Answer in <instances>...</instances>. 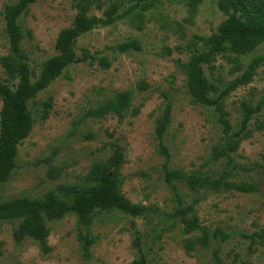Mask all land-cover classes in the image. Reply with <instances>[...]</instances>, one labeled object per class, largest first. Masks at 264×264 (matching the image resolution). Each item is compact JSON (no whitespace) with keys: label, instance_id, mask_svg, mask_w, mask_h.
<instances>
[{"label":"rangeland","instance_id":"rangeland-1","mask_svg":"<svg viewBox=\"0 0 264 264\" xmlns=\"http://www.w3.org/2000/svg\"><path fill=\"white\" fill-rule=\"evenodd\" d=\"M17 1L0 0L1 78L4 61L11 57L3 11ZM217 1L203 0L193 7L184 0H153L149 6L130 0H37L28 7L19 24L23 61L33 82L43 64L58 54L60 31L73 25L81 9L97 22L75 40L77 61L29 102L35 126L19 145L14 173L0 186V199H37L58 185H82L92 164L119 148L125 153L122 192L149 212L138 218L120 212L96 217L88 257L73 213L47 221L48 254L38 241L14 240L19 222L0 221V264H132L137 256L133 225L143 236L149 264H213L215 250L225 264H264V106L244 136H237L243 104L256 106L264 95V63L251 83L222 101L228 132L219 108L192 104L181 68L196 52L209 53L212 36L229 18ZM138 12L143 14L141 23L133 16ZM134 40L140 50H118ZM256 57H264V43L239 58L241 70L226 56H211L203 69L214 87L212 96L218 98ZM129 90L134 98L123 119L85 117L117 92ZM165 97L172 104L166 135L170 166L197 172L201 181L194 192L178 185L183 207L194 209L185 219L175 217L177 198L165 182L166 160L155 139ZM48 101L52 106L43 119V103ZM50 166L60 170L55 180L48 177ZM217 228L231 233L227 242L213 238Z\"/></svg>","mask_w":264,"mask_h":264},{"label":"trees","instance_id":"trees-1","mask_svg":"<svg viewBox=\"0 0 264 264\" xmlns=\"http://www.w3.org/2000/svg\"><path fill=\"white\" fill-rule=\"evenodd\" d=\"M37 0H19L5 6L3 17L5 33L8 39L11 57L5 59V78L0 77V186L9 182L16 167L19 145L27 139L35 126V119L29 109V102L37 94L44 91L62 72L77 61L74 51L75 40L91 31L97 20L87 16L81 9L75 17L73 25L60 31L55 48L57 55L43 64L36 82L32 81L29 65L23 60L21 45L24 40L19 19L28 7ZM132 3L149 6L153 0H130ZM195 7L203 0H184ZM219 9L229 15L222 22L210 40L209 53L196 52L187 63L181 65L186 75V87L193 105L217 107L221 111V122L226 131H230V124L225 118L222 101L240 86L251 83L258 68L264 63V57L254 58L241 76L229 82L221 91L218 98L212 96L213 85L205 75L203 65L208 63L211 56L223 55L231 60L241 70L239 58L247 55L256 47L264 43V0H218ZM139 23L143 18L141 12L134 13ZM141 25V24H140ZM120 52L140 50L138 41H129L118 46ZM16 82V83H15ZM134 92L132 90L117 92L113 97L104 101L94 109H90L86 118L104 119L116 116L123 119L132 107ZM51 101L43 103L42 118L49 115ZM264 106V95L252 106L243 104V120L237 136L243 137L248 125L255 114ZM172 104L165 97V104L161 115L155 124V139L158 143L159 154L165 158V182L171 187L178 202L175 217L185 219L187 214L193 213V206L183 207V198L178 192V185H184L191 191H197L200 178L197 172H185L170 166L171 154L166 145V135L172 123ZM53 157L49 158L48 164ZM125 161V153L117 149L108 159L95 161L84 179V184H62L45 193L42 198L20 197L12 200L0 199V221L19 222L13 237L18 243L33 239L38 241L44 254L50 252L47 245L49 227L47 221L56 220L73 213L78 219L77 233L83 254L90 256V249L95 241L91 232L93 220L104 214L120 212L132 218L144 216L149 209L142 205L133 204L122 192L123 176L121 173ZM60 175L57 167H49L48 177L55 180ZM241 190H244L241 188ZM134 239L132 246L137 253L132 264H149L145 253L143 236L133 225ZM231 233L217 228L213 238L217 242L225 243ZM252 238V237H251ZM213 264H225L219 251L212 254Z\"/></svg>","mask_w":264,"mask_h":264}]
</instances>
